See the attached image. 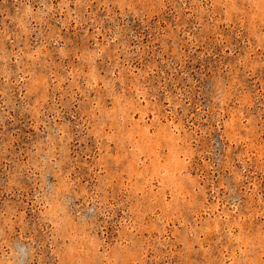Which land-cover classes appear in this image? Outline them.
<instances>
[{
  "label": "rangeland",
  "instance_id": "1",
  "mask_svg": "<svg viewBox=\"0 0 264 264\" xmlns=\"http://www.w3.org/2000/svg\"><path fill=\"white\" fill-rule=\"evenodd\" d=\"M0 264H264V0H0Z\"/></svg>",
  "mask_w": 264,
  "mask_h": 264
}]
</instances>
